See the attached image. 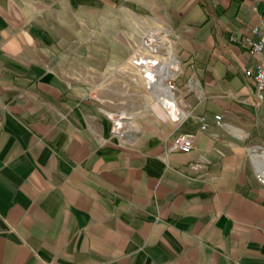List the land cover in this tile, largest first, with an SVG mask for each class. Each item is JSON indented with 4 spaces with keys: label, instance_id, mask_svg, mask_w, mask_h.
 I'll use <instances>...</instances> for the list:
<instances>
[{
    "label": "crops",
    "instance_id": "1",
    "mask_svg": "<svg viewBox=\"0 0 264 264\" xmlns=\"http://www.w3.org/2000/svg\"><path fill=\"white\" fill-rule=\"evenodd\" d=\"M146 16L173 31V97L110 109L87 71L127 45L85 35ZM262 19L264 0H0V264H264L259 54L239 42Z\"/></svg>",
    "mask_w": 264,
    "mask_h": 264
},
{
    "label": "rangeland",
    "instance_id": "2",
    "mask_svg": "<svg viewBox=\"0 0 264 264\" xmlns=\"http://www.w3.org/2000/svg\"><path fill=\"white\" fill-rule=\"evenodd\" d=\"M146 18L149 19L150 16H146ZM147 19L126 20L124 23L127 24L117 28L118 31L108 29L107 25H100L98 28L90 26L88 33L85 35L89 41H94L95 39L104 40L106 42V46L103 48L105 55L113 54V47L107 45L113 40L124 42L127 45L128 52L125 56V61L123 60L120 63L105 62L99 68L95 64H89L87 71L90 80L94 84V92L105 106L110 109L126 108L127 111L133 112L142 103L151 98L145 90L144 81L153 79L156 76L146 72L142 73L138 68L144 62V59L140 57L143 51L139 48L138 42L142 38L141 34L150 26L147 24L150 19ZM152 20L155 21L153 25H160L166 30H170L165 37L169 41L171 40L169 45L171 48L166 46L156 47L158 43L157 36L148 34L143 39L145 44L151 47L150 49L153 51L145 50V52L149 54L159 50L162 55H167L169 49L173 50V31L164 19L153 18ZM95 48L92 47V49ZM158 61L159 59H150L146 61V64L149 67H154ZM172 68L174 69V66Z\"/></svg>",
    "mask_w": 264,
    "mask_h": 264
},
{
    "label": "bare ground",
    "instance_id": "3",
    "mask_svg": "<svg viewBox=\"0 0 264 264\" xmlns=\"http://www.w3.org/2000/svg\"><path fill=\"white\" fill-rule=\"evenodd\" d=\"M167 30L162 28H148L141 34V39L139 41V48L143 51L140 54V57L144 59V62L140 64L138 67L142 73H149L151 75H155L156 77L153 79H147L144 81L146 92H148L149 97L154 98L156 100H161L164 97H173V92L171 90L170 78L175 73V70L172 68L173 64H176L177 58L172 49L168 50L167 55H162L159 50L150 52L149 54L145 52V50H151V47L145 44L143 36L148 34H155L159 40L156 47L166 46L171 48L170 41L165 37L167 35ZM148 54V55H146ZM148 58V59H145ZM151 58H159V61L154 65V67H149L146 64L147 60ZM146 64V65H145ZM263 161H264V155ZM258 157H255V162L258 166L259 172L264 176V169L260 168V162H258ZM264 165V162H263Z\"/></svg>",
    "mask_w": 264,
    "mask_h": 264
},
{
    "label": "built area",
    "instance_id": "4",
    "mask_svg": "<svg viewBox=\"0 0 264 264\" xmlns=\"http://www.w3.org/2000/svg\"><path fill=\"white\" fill-rule=\"evenodd\" d=\"M235 40V35L230 36ZM240 44L250 53H258L253 67L244 69V77L253 86V94L258 102L264 101V19L253 24L240 40ZM194 143V134L191 132L179 133L173 141L172 146L181 152H189ZM258 179L264 181V176L259 172Z\"/></svg>",
    "mask_w": 264,
    "mask_h": 264
}]
</instances>
